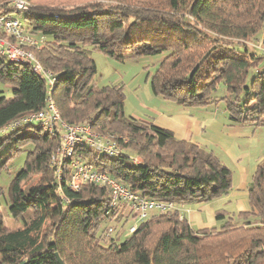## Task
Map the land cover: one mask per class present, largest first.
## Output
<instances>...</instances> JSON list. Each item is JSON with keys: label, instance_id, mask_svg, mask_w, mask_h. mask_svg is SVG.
<instances>
[{"label": "trees", "instance_id": "1", "mask_svg": "<svg viewBox=\"0 0 264 264\" xmlns=\"http://www.w3.org/2000/svg\"><path fill=\"white\" fill-rule=\"evenodd\" d=\"M12 1L0 0V12H23L25 31L43 37L25 48L54 73L50 96L60 119L91 122L121 148L107 156L79 145L73 159L175 205L227 193L231 170L212 151L126 115L121 85L95 84L89 47L120 62L128 55H162L150 79L154 95L183 107L223 101L233 123L264 125V0H26L25 10ZM0 82L12 87L11 97L0 94V167L30 146L4 194L21 225L7 227L0 216V264H59L56 254L64 264H264V159L248 186V210L227 215L219 209V226L202 229L177 209L156 213L120 240L106 223L122 219L126 206H110L107 187L71 189V158L56 181L51 155L61 146L60 128L50 135L29 122L1 131L44 108L45 77L31 62L0 55Z\"/></svg>", "mask_w": 264, "mask_h": 264}, {"label": "built area", "instance_id": "2", "mask_svg": "<svg viewBox=\"0 0 264 264\" xmlns=\"http://www.w3.org/2000/svg\"><path fill=\"white\" fill-rule=\"evenodd\" d=\"M12 4L16 9L25 10L27 8L26 0H13ZM42 40L43 37L38 38L27 33L20 18L11 13L0 12V55L15 63L31 62L33 70L45 77L48 85V94L43 109L15 118L1 131L12 130L33 121H37L50 135H55L56 128H60L61 146L51 155V166L55 168L56 181L58 183L61 181L63 168L67 160L71 158L68 186L73 190L79 189L84 183L107 187L110 206L124 204L133 218L134 222L128 228L129 233L133 232L137 223L147 218L151 212L166 213L176 209L172 201L155 200L143 196L132 191L108 173L96 170L92 164L84 160L73 159L74 150L79 145L90 146L107 156H117L121 153V148L109 135L93 131L90 127L91 122L71 124L60 119L50 96V90L56 80L54 73L45 69L25 48V46L37 45ZM133 161L140 160L134 157Z\"/></svg>", "mask_w": 264, "mask_h": 264}, {"label": "crops", "instance_id": "3", "mask_svg": "<svg viewBox=\"0 0 264 264\" xmlns=\"http://www.w3.org/2000/svg\"><path fill=\"white\" fill-rule=\"evenodd\" d=\"M159 97L149 95L147 100L157 103H140V111L131 116L166 128L178 139L205 147L231 170V187L227 193L209 202H195L201 208L188 203L176 205V209L191 225L196 222L197 229L215 226L201 220L203 211L212 218L219 209L227 215L248 210V186L257 165L264 159V125L233 123L223 101L183 107ZM219 203L223 207L216 208Z\"/></svg>", "mask_w": 264, "mask_h": 264}, {"label": "rangeland", "instance_id": "4", "mask_svg": "<svg viewBox=\"0 0 264 264\" xmlns=\"http://www.w3.org/2000/svg\"><path fill=\"white\" fill-rule=\"evenodd\" d=\"M62 0H57L53 3L59 2ZM72 2L73 5L75 0H68ZM87 0H79L77 3L84 2ZM92 1V0H90ZM68 4V2H67ZM11 15L23 18L24 13L12 12ZM264 34V29L259 35L262 36ZM242 43V42H239ZM247 43V42H246ZM251 47V43H247ZM251 49V48H250ZM90 55L94 59L96 64V73L94 75L95 84L102 86L104 84H118L123 87L124 94V111L125 114L130 116L133 112H139L140 103H157V101H149L147 100L149 95H152V91L150 88V79L152 74L157 68L158 63L161 60L162 55L155 56H134L128 55L123 62L117 61L106 54L96 51L89 47ZM259 52V51H258ZM153 64V65H152ZM260 69L262 67L260 66ZM225 91V88L221 85L219 92ZM0 94L11 97L12 96V87L8 84L0 82ZM162 99V97H159ZM164 100V99H163ZM169 101V100H168ZM172 102V101H169ZM175 104V103H174ZM32 126H38L39 123L37 121H33L31 123ZM91 127V123H90ZM30 129V128H27ZM25 129V132L27 131ZM92 129V128H91ZM93 130V129H92ZM94 131V130H93ZM98 132V131H95ZM106 135V133H103ZM108 135V134H107ZM5 134L0 133V137H4ZM30 146L23 147L11 160L8 161L7 165L4 167H0V216L5 224V226L13 228L20 226V215L19 217H13L9 211L8 206L4 198V194H6L7 186L10 183L12 177L22 168L24 161L27 156V152L29 151ZM139 160H141L139 158ZM39 176L34 177L33 181L29 183L36 182ZM196 207H200V204L195 203ZM216 208L223 207L221 203L215 205ZM126 208V207H125ZM125 213L122 219L119 220H111L107 221L106 225L113 228L110 233L113 237H120L122 240L126 235L129 234L128 228L133 224V218L127 212V208L125 209ZM157 212H151L149 216L156 214ZM29 214H25V217H28ZM148 216V217H149ZM201 220H208L207 223H211L210 225L219 226L220 220L216 219L215 216L209 218L207 216V211H203L200 215ZM138 225V223H137ZM195 229H197L198 225L195 223L192 224ZM224 233V232H223ZM219 232L218 234H223Z\"/></svg>", "mask_w": 264, "mask_h": 264}, {"label": "water", "instance_id": "5", "mask_svg": "<svg viewBox=\"0 0 264 264\" xmlns=\"http://www.w3.org/2000/svg\"><path fill=\"white\" fill-rule=\"evenodd\" d=\"M56 258L59 264H64L57 254H56Z\"/></svg>", "mask_w": 264, "mask_h": 264}]
</instances>
